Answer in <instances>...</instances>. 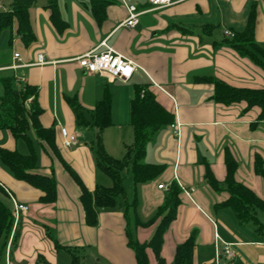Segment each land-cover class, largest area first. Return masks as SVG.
Listing matches in <instances>:
<instances>
[{
	"label": "crops",
	"instance_id": "0c3cea01",
	"mask_svg": "<svg viewBox=\"0 0 264 264\" xmlns=\"http://www.w3.org/2000/svg\"><path fill=\"white\" fill-rule=\"evenodd\" d=\"M112 1L107 18L98 23L89 0H58L68 24L64 33L52 24L49 9L44 5L32 7L30 21L36 42L26 46L19 34L17 40H12V55L0 64V101L3 77L14 75L18 87H37L38 102L44 111L40 117L42 125L55 127L63 158L94 192L98 185L111 187L113 182L97 167V128L79 125L69 99H78L90 121L91 112L105 91H110L113 124L104 132V144L110 155L121 159L126 146L134 141V86L150 83L158 101L175 115V125H179L178 129H162L147 147L146 162L164 165L165 169L158 178L139 185L137 210L127 206L133 197L134 183L131 171L126 170L123 202L115 209L101 211L99 223L93 228L85 222L78 186L60 163L44 152L32 130L39 157V168L34 172L55 176L58 199L55 203H41L43 193L18 180L0 158V186L10 199L9 209L14 212L11 195L29 206L17 222V245L13 246L11 240L6 249V264H72L71 252L56 247L50 230H55L60 245L72 251L87 250L85 256L74 251L79 264H137L127 230L136 241L149 242L160 220L148 226L141 222L154 218L174 183L182 189L181 206L178 218L165 235L163 256L167 264L174 263L178 245L195 230V264H215L216 234L233 244V259H223L234 262L244 250L241 260L234 264H264V234L255 228L244 230L231 208L216 209V204L229 195L215 192L205 177L210 165L220 181L226 178L224 159L228 148L239 162L237 180L264 199L263 178L254 171L255 154L264 157V122L253 126L261 109L247 110L246 102L229 106L215 103L214 87L206 81L215 77L237 88L264 89V68L224 43L229 38L226 31L234 36L244 32L254 15L255 39L264 48V0H179L157 9L148 0H128L140 11H146L136 28L124 25L129 12L122 0ZM93 51H112L134 62L146 73V80L135 76L128 82L110 84L106 75L87 73L78 60ZM15 54L20 58L16 59ZM39 54L45 55L48 64L37 65ZM63 127L77 132L78 142L71 149L63 145ZM20 141L9 130L0 129V148L20 152ZM161 184L166 189H159ZM148 254L151 264H158L151 249Z\"/></svg>",
	"mask_w": 264,
	"mask_h": 264
},
{
	"label": "trees",
	"instance_id": "16d2710c",
	"mask_svg": "<svg viewBox=\"0 0 264 264\" xmlns=\"http://www.w3.org/2000/svg\"><path fill=\"white\" fill-rule=\"evenodd\" d=\"M93 17L98 23L107 18V9L113 3L112 0H89ZM37 0H12L11 7L7 11L0 12V35L7 30L13 31L16 27L26 46L36 42V36L30 21V10ZM45 8L51 11L50 20L59 33H64L68 24L63 19L58 0H47ZM12 42V40H11ZM224 43L237 50L241 55L249 57L256 64L264 68V48L255 39V16L251 15L246 30L237 33L233 38L225 39ZM3 96L0 101V129L9 130L17 140H23L29 147L27 155L17 150L0 148V158L3 164L8 166L14 176L40 190L41 203H55L58 199V183L55 176H44L35 173L39 168V157L35 143L29 133L34 130L36 137L44 152L57 160L67 172L80 190V201L85 213V222L90 227H97L99 214L103 210L115 209L120 205V198L126 196L124 186V172L130 170L133 178L134 189L128 208L137 210L139 206L138 187L158 178L164 171V165L149 164L145 160L148 145L156 135L164 128L175 124V115L167 110L157 99L150 83L136 84L131 100V126L133 128L134 141L126 146V154L119 159L108 153L104 144V132L112 126V96L106 90L103 98L97 103L91 112V120H87L83 114L77 98L69 99L70 105L77 114V121L81 126H93L97 128L96 156L97 167L105 172L113 182L111 187L98 185L91 192L83 183L79 175L63 158L56 143L55 127L46 128L42 125L40 117L43 109L38 102V88L25 85L18 87V80L14 75L1 79ZM206 81L213 85L214 95L212 100L217 104L232 105L240 102L247 103V110L259 107L261 113L253 126L264 122V89H248L233 87L226 82L210 77ZM32 99L30 102H28ZM29 108H28V107ZM52 160V161H53ZM226 178L220 181L210 165L206 167V182L217 193L226 192L229 198L216 204V209L231 208L234 210L240 224L255 225L256 232L264 234V223L259 213L264 214V199L260 198L252 188L237 180L239 162L230 149L225 150ZM255 174L264 181V157L261 154L254 156ZM0 191L7 194L0 186ZM181 187L174 183L162 206L158 208L154 218L148 226L160 223L152 239L146 243L136 241L129 230L127 236L129 247L135 252L137 264H151L148 251L151 249L158 264H167L163 256L165 235L171 224L178 218L181 206ZM14 212L0 199V251H6L11 236L14 233L12 245L16 246L20 237L19 230H14ZM58 249L64 248L72 254V264H79L80 258L75 255L70 247H65L55 240ZM197 247V232L194 231L187 239L178 245L173 264H195V251Z\"/></svg>",
	"mask_w": 264,
	"mask_h": 264
},
{
	"label": "built area",
	"instance_id": "2783aa9c",
	"mask_svg": "<svg viewBox=\"0 0 264 264\" xmlns=\"http://www.w3.org/2000/svg\"><path fill=\"white\" fill-rule=\"evenodd\" d=\"M155 9L171 6L179 2V0H148ZM123 4L127 7L129 12V18L126 20V26L130 28H136L139 22V17L146 11H140L136 5L129 4L128 0H122ZM225 35L229 38H233L234 34L230 31H226ZM15 58L19 59L20 55L15 54ZM79 66L84 69L89 74H101L106 75L108 82L114 84L116 81L128 82L132 80L135 76H139L142 81H145L147 76L142 68L137 66L134 62L126 60L119 55L113 53L112 51L98 53L89 52L79 58ZM48 64L44 54L38 55L37 65L44 66ZM13 68H17L13 66ZM172 128H179V125H172ZM177 133V130L175 131ZM61 134L64 139V147L67 149L73 148L78 142L77 132H70L66 127L61 128ZM159 189H166L164 184L159 185ZM14 204V215L16 217V224L14 230L16 229L18 219L23 212L29 210V206L21 204L14 198L10 196ZM14 233L12 235L13 239ZM216 264H220L222 258H227L229 260L233 259L235 253L233 251V244L227 243L222 240V238L216 234ZM9 263V262H8Z\"/></svg>",
	"mask_w": 264,
	"mask_h": 264
},
{
	"label": "rangeland",
	"instance_id": "374dc122",
	"mask_svg": "<svg viewBox=\"0 0 264 264\" xmlns=\"http://www.w3.org/2000/svg\"><path fill=\"white\" fill-rule=\"evenodd\" d=\"M11 3H12V0H0V12L9 10L10 7H11ZM41 5L46 6L47 5V0H37L36 4L34 6H41ZM14 39H16V40L18 39V33L16 32V28L13 31H11V30L4 31L0 35V64L4 63L5 61H7L10 58V56L12 55L13 49L11 47V45H12L11 40H14ZM20 46L21 45L19 44L17 47L20 48ZM28 102H30V100ZM29 135L32 138H35V135H34V133L32 131L29 133ZM19 148H20V153L21 154L27 155L29 153V147H28V145H27V143L25 141H22V140L20 141ZM125 176L126 175H125V172H124V177ZM0 199L8 207L11 208V202H10L9 197L2 191H0ZM123 200H124L123 198H120V200H119L120 204H121V202H123ZM259 217H260L261 221L264 223V214L259 213ZM242 226H243V229L246 230V231H247V228H255V231H256V228H257L253 224H246V225H242ZM48 232H49V234H50V232L53 233L54 236L52 234H50V235L52 236L54 241L57 240L56 239L57 236H56L55 230H52V231L50 230ZM11 240H12V236H11V239H10L9 243L11 242ZM74 251H77L76 253L79 256H85V254H86L85 251H87V250L86 249H79V250H73V252ZM243 251L244 250H240V255L238 256V258H236L235 261L239 262L241 260ZM60 254H62L63 256L67 257V255H66L67 253L62 252ZM6 258H7L6 251H3V252L0 251V264H6ZM250 259L252 260V259H254V257L251 256ZM234 262H231V261H229L227 259H223L222 258L221 261H220V264H234ZM215 264H216V261H215Z\"/></svg>",
	"mask_w": 264,
	"mask_h": 264
}]
</instances>
